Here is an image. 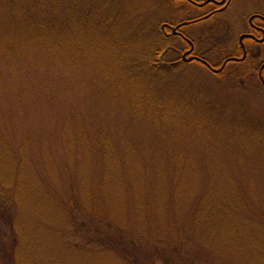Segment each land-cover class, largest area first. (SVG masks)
Listing matches in <instances>:
<instances>
[{
	"label": "rangeland",
	"instance_id": "rangeland-1",
	"mask_svg": "<svg viewBox=\"0 0 264 264\" xmlns=\"http://www.w3.org/2000/svg\"><path fill=\"white\" fill-rule=\"evenodd\" d=\"M14 1L0 0V264H127L111 227L88 226L98 198L117 228L169 216L162 238L187 239L159 245L169 264H264V88L144 67L159 25L185 18L173 0ZM257 10L237 0L187 32L218 62ZM74 185L79 222L59 201Z\"/></svg>",
	"mask_w": 264,
	"mask_h": 264
},
{
	"label": "trees",
	"instance_id": "trees-1",
	"mask_svg": "<svg viewBox=\"0 0 264 264\" xmlns=\"http://www.w3.org/2000/svg\"><path fill=\"white\" fill-rule=\"evenodd\" d=\"M12 4H15L14 0H9ZM3 3V2H2ZM13 9L19 12L20 10L14 6ZM30 11V10H29ZM26 16L33 15V12H27ZM185 14H182L184 16ZM189 17V16H185ZM185 19V18H184ZM20 25L23 27L28 28L27 22L24 20H20ZM33 25L32 21L30 20V24ZM43 25L44 24H39ZM167 43V42H166ZM163 44V46H160L159 48H155L153 51V56L146 58L147 62L144 63V67L151 68L155 70H163L167 67H179L180 63H176V57L175 53L173 51H168L170 43ZM167 55V56H165ZM165 56V57H164ZM223 58V57H222ZM131 59H129L130 61ZM209 61V60H208ZM139 62V59H138ZM210 63H214L209 61ZM215 65V64H212ZM217 66V67H216ZM214 66L215 68H219L220 65L216 64ZM230 75L232 78L237 80H243V81H250L252 79V82L254 83V86L259 87L260 82L258 81L257 77H255L256 73L250 71L247 66L244 67H235L233 68L232 65H229L220 75L225 74ZM75 186V185H74ZM73 192L69 194V190L66 194H69V201H66L63 198L59 197V201L63 205L65 211H67V215L71 218L73 222H79L82 220V217L79 215L83 214L85 212V208L82 207L80 199L78 198V190L77 185L72 188ZM79 211V213H78ZM91 219L89 221L88 226L92 231H94L96 234H101V227L109 228L111 227L113 233H111L109 230L108 237L109 243L115 244V247H120V254L123 256L127 264H169V260L172 258V256L168 255L165 250L160 249L159 245L164 244L167 248L168 245L171 246H178L182 242H186L187 239L185 238L184 234L182 232L179 233V239L169 237L167 239H163L160 235V232L162 229L166 228L168 229L169 225V219L170 217L167 216L166 220L160 218L161 224L158 227H154L152 223H148V217L144 215V221H142L143 226L138 231H133L130 228H117L112 219L110 220V216L107 211L106 203H102V201L98 198L96 200H93L92 207H91ZM80 219V220H79ZM105 221V222H103ZM184 224V222H183ZM105 230V229H104ZM103 230V231H104ZM104 233V232H102ZM191 241V239H188ZM17 252V249H16ZM15 252V253H16ZM172 264V262H170Z\"/></svg>",
	"mask_w": 264,
	"mask_h": 264
},
{
	"label": "flooded vegetation",
	"instance_id": "flooded-vegetation-1",
	"mask_svg": "<svg viewBox=\"0 0 264 264\" xmlns=\"http://www.w3.org/2000/svg\"><path fill=\"white\" fill-rule=\"evenodd\" d=\"M176 2L175 6L180 8L185 13V19L169 21L162 23L159 27L161 34L171 43L168 51H173L176 57V63H196L202 67L211 70L219 75L229 65H237V67L247 66L250 71L256 73L260 82V87L264 88V12L257 10L245 16V23L247 30L240 34L238 38V46L235 52L227 53L226 55L219 50L222 55H225L221 61H213L203 51H197L204 44L200 41L197 43L193 41L187 32L189 26L203 24L214 20L217 17L226 15L232 10L234 3L237 0H173ZM185 6L198 10L197 15L187 14ZM231 12V11H230ZM192 16V17H191ZM206 40L209 44L213 41L214 37L218 35V31L206 33ZM217 37V36H216ZM181 39L185 44L182 46L176 44L174 39ZM203 41V38H201ZM205 41V40H204ZM203 41V42H204ZM211 45V44H210ZM184 46V47H183ZM202 50H204L202 48ZM206 52V51H205ZM214 62L210 63L209 61ZM215 64V65H212ZM216 64L220 65L215 68ZM217 67V66H216Z\"/></svg>",
	"mask_w": 264,
	"mask_h": 264
}]
</instances>
